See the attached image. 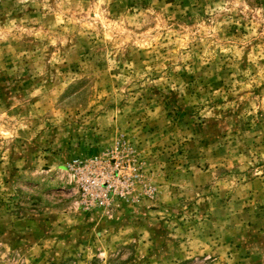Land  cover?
Here are the masks:
<instances>
[{
  "label": "rangeland",
  "instance_id": "1",
  "mask_svg": "<svg viewBox=\"0 0 264 264\" xmlns=\"http://www.w3.org/2000/svg\"><path fill=\"white\" fill-rule=\"evenodd\" d=\"M0 264H264V0H0Z\"/></svg>",
  "mask_w": 264,
  "mask_h": 264
},
{
  "label": "built area",
  "instance_id": "2",
  "mask_svg": "<svg viewBox=\"0 0 264 264\" xmlns=\"http://www.w3.org/2000/svg\"><path fill=\"white\" fill-rule=\"evenodd\" d=\"M110 162L89 158L75 159L68 165L70 181L86 207L107 208L114 198L128 193L127 177L121 175V166Z\"/></svg>",
  "mask_w": 264,
  "mask_h": 264
}]
</instances>
